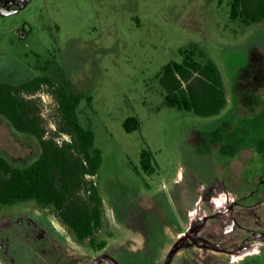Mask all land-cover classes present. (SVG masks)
I'll use <instances>...</instances> for the list:
<instances>
[{
	"label": "rangeland",
	"instance_id": "rangeland-1",
	"mask_svg": "<svg viewBox=\"0 0 264 264\" xmlns=\"http://www.w3.org/2000/svg\"><path fill=\"white\" fill-rule=\"evenodd\" d=\"M230 3L33 0L0 17V83L46 75L93 98L79 117L102 152L93 241L106 242L80 243L53 209L19 202L0 208V264H264V21H232ZM192 45L222 74L227 105L217 116L164 102L158 76ZM20 97L39 109L47 138L69 140L48 87ZM131 117L141 125L128 133ZM144 150L153 174L142 169ZM40 153L35 137L0 116L1 156L25 167Z\"/></svg>",
	"mask_w": 264,
	"mask_h": 264
},
{
	"label": "trees",
	"instance_id": "trees-1",
	"mask_svg": "<svg viewBox=\"0 0 264 264\" xmlns=\"http://www.w3.org/2000/svg\"><path fill=\"white\" fill-rule=\"evenodd\" d=\"M230 19L245 26L262 23L264 0H231ZM180 54L183 60L166 64L158 76L165 104L200 117L219 115L227 105V96L217 65L198 45L181 49ZM44 86L61 113L58 131L69 140L59 143L47 138L39 109L20 97L36 94ZM84 100L91 104L93 98L56 85L46 75L20 85L0 83V116L17 132L35 137L41 149L38 159L25 167H16L0 155V208L27 201L51 208L77 241L90 239L91 245L101 250L106 242L95 246L93 238L102 226L103 199L93 178L103 158L95 146L94 132L80 121L79 106ZM140 125L138 118L131 117L124 122V129L131 133ZM141 166L148 174L155 172L150 151L141 153Z\"/></svg>",
	"mask_w": 264,
	"mask_h": 264
},
{
	"label": "water",
	"instance_id": "water-1",
	"mask_svg": "<svg viewBox=\"0 0 264 264\" xmlns=\"http://www.w3.org/2000/svg\"><path fill=\"white\" fill-rule=\"evenodd\" d=\"M32 1L33 0H23V2L21 3V6L17 9H11L9 6L6 7L4 5H1L0 6V17L5 19V18H8L10 16L17 15V14L21 13L23 10H25L27 7H29V5L32 3ZM183 239L184 238H180L179 242H181ZM101 263L113 264L111 259H109L107 257H99V258L93 260L90 264H101Z\"/></svg>",
	"mask_w": 264,
	"mask_h": 264
},
{
	"label": "flooded vegetation",
	"instance_id": "flooded-vegetation-1",
	"mask_svg": "<svg viewBox=\"0 0 264 264\" xmlns=\"http://www.w3.org/2000/svg\"><path fill=\"white\" fill-rule=\"evenodd\" d=\"M23 2V0H0V6L1 5H4V6H9L11 9H17V8H19L20 6H21V3ZM213 191H214V186L212 185L211 186V189L209 190V192L212 194L213 193ZM206 194V193H205ZM254 198L255 197V192H253L252 194H251V198ZM202 200H204V199H202ZM214 203V202H213ZM230 217V220L232 219L233 221H234V219H233V216H229ZM192 229V228H191ZM199 230V232H201V230L202 229H198ZM239 252H241V250L239 251Z\"/></svg>",
	"mask_w": 264,
	"mask_h": 264
},
{
	"label": "clouds",
	"instance_id": "clouds-1",
	"mask_svg": "<svg viewBox=\"0 0 264 264\" xmlns=\"http://www.w3.org/2000/svg\"><path fill=\"white\" fill-rule=\"evenodd\" d=\"M225 199H226V197H225L223 194H221L220 199H216V200H214L213 202H214L217 206H220V205L223 204V202H224Z\"/></svg>",
	"mask_w": 264,
	"mask_h": 264
}]
</instances>
